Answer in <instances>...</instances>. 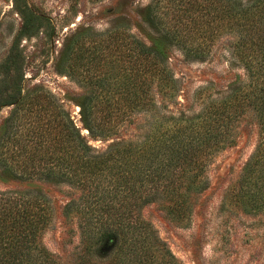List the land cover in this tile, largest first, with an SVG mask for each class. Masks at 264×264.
Returning a JSON list of instances; mask_svg holds the SVG:
<instances>
[{
	"label": "trees",
	"instance_id": "1",
	"mask_svg": "<svg viewBox=\"0 0 264 264\" xmlns=\"http://www.w3.org/2000/svg\"><path fill=\"white\" fill-rule=\"evenodd\" d=\"M155 7L148 20L165 24ZM168 13L174 29L170 26L163 35L177 40L191 60L207 52L204 42L192 38L234 32L233 47L248 70L247 82L225 97H206L196 112L164 105L159 111L153 83L172 96V90L179 91L178 81L160 50L133 37L132 50L146 58L149 75L142 82L132 77L113 105L96 106L90 94L77 102L91 137H119L104 149L92 147L51 96L11 95L5 103L16 104L0 134V168L22 180L76 188L79 196L65 204L64 213L77 222L79 244L73 260L60 261L42 241L53 215L46 195L0 191V264H180L140 209L163 200L183 217L191 196L206 186L210 159L233 143L247 109L255 113L258 142L232 188L240 204L264 209V0H180ZM26 100L29 106L22 109ZM139 113L145 121L139 134L124 140V127Z\"/></svg>",
	"mask_w": 264,
	"mask_h": 264
},
{
	"label": "rangeland",
	"instance_id": "2",
	"mask_svg": "<svg viewBox=\"0 0 264 264\" xmlns=\"http://www.w3.org/2000/svg\"><path fill=\"white\" fill-rule=\"evenodd\" d=\"M179 1L0 0V134L15 108L16 103H5L11 95L44 93L69 114L92 147L104 149L117 142L116 136L91 137L82 125L77 102L90 94L96 106L113 105L125 95L132 77L142 82L149 75L146 58L132 50L133 37L165 55L179 84L178 93L172 90L170 96L153 83L156 109L164 105L196 112L206 97L222 98L243 86L248 70L233 47L234 32L192 38L207 45L201 60L186 58L177 40L164 37L174 24L164 11ZM155 4L165 24L148 20ZM28 106L26 100L21 108ZM144 123V113L133 116L121 137L134 139ZM257 132L255 113L247 109L236 124L233 143L210 159L204 173L206 186L191 196L183 217L163 200L141 207V217L180 264H264V209L240 204L237 189L232 188L255 150ZM5 190H37L46 195L53 215L43 231V244L60 261L73 260L79 231L64 206L79 191L65 183L22 180L0 168V191Z\"/></svg>",
	"mask_w": 264,
	"mask_h": 264
}]
</instances>
